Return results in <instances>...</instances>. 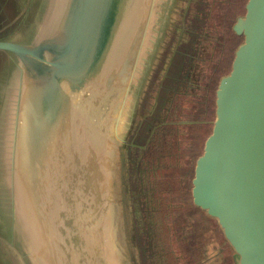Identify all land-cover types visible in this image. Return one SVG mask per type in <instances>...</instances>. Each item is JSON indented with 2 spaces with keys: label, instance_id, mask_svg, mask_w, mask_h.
<instances>
[{
  "label": "water",
  "instance_id": "1",
  "mask_svg": "<svg viewBox=\"0 0 264 264\" xmlns=\"http://www.w3.org/2000/svg\"><path fill=\"white\" fill-rule=\"evenodd\" d=\"M163 1L154 0L160 3L152 9L151 3L147 11L154 10V16L145 22L137 19L129 38L125 26L136 5L128 0H14L11 16L4 13L11 0H0V53L9 63L0 76V238H7L5 231L9 237H22L25 255L17 264H119L118 259L122 264H144L135 168L140 152L164 122L172 97L182 92L181 74L201 38L197 25L189 22L195 0ZM161 9L164 15L157 18ZM155 17L162 26L156 25L158 35L145 56ZM180 17L184 19L175 31L188 39L190 55H181L185 62L157 116L143 129L135 123L139 94L160 42ZM231 29L241 42L214 90L213 120L194 162L191 201L215 220L233 253V264H264V0H246L244 13ZM123 37L129 40L113 61ZM87 90L96 93L93 100L74 104L75 96L91 97ZM109 91L117 96L102 117L96 107ZM139 138L145 139L142 145L129 147L128 140ZM109 148L108 163L117 159L114 181L101 169L102 149ZM72 164L85 170L82 175L76 168L85 178L84 188L95 189L96 199V181L102 189L118 187L119 256L106 257L101 250L93 256L53 252L48 222L40 217L42 188L36 186L45 167L47 175L54 172L61 181ZM59 217L70 226L64 209ZM2 239L0 258L15 264L5 256Z\"/></svg>",
  "mask_w": 264,
  "mask_h": 264
},
{
  "label": "rangeland",
  "instance_id": "2",
  "mask_svg": "<svg viewBox=\"0 0 264 264\" xmlns=\"http://www.w3.org/2000/svg\"><path fill=\"white\" fill-rule=\"evenodd\" d=\"M154 0H128V2H134L136 5V9H132V15L127 20V24L125 26V31L129 32V38L131 36L130 31H132L135 21L139 19L140 17H143L145 22L148 17L154 16V10L149 13L150 9H152L153 5L160 3V2H153ZM161 1V0H159ZM194 7H196L198 0H195ZM222 1V5L218 4L219 6L214 5L213 7H210V13L208 16L207 23L211 24V20L213 16H223L226 18V22L228 21V24H233L234 20L237 16H240L244 13V3L246 0H224L226 2H223V0H219V2ZM45 2H51V0H45ZM167 0H164L161 4L167 3ZM152 3V6H151ZM15 2L14 0H11V2H6V5L4 7V13L8 16H11L14 9ZM50 5V4H49ZM134 5V6H135ZM158 5V4H157ZM149 6L151 8L148 10ZM186 12V11H185ZM164 15L163 10L157 11V18H161V16ZM157 18L155 17L154 21V28L150 30V39L148 41V49L145 53V56L150 51L152 42L155 41L156 35H158V31L156 30V25L162 26L161 21H156ZM184 17H180L178 20H174L173 23L171 22V30L169 34H165V37L162 39V42L160 44L162 45L160 48V51L158 55H156L155 61L151 64L150 70L148 72V76L146 78V81L144 83V87L142 92L139 94V107L137 109V119L136 122L138 124H141V127L144 129L148 127L151 123V121L157 116L158 110L161 108L164 98L167 95L168 90L172 86L173 77L177 73L178 69L181 68L182 64L185 62L181 55L183 54L190 55V51H186L188 47L186 46L187 38H184L180 32L176 33L175 29L180 28L182 24V20ZM153 20L150 21V24H152ZM191 24H194L196 26V21L194 18H190L189 21ZM153 27V26H152ZM186 30V27H185ZM176 33V34H175ZM127 37V40L123 37L120 44L117 46L118 50H114L113 56H111V59L117 60L120 58V56L123 53L124 45L129 40ZM168 37V38H167ZM203 42V41H202ZM204 43V42H203ZM236 43H232L226 48L225 54L223 57V60L220 61L219 67H223L221 73L220 68L218 70L219 76L213 83V90L214 85H217L218 80L223 75L227 74L230 68V62L233 56V52L236 48ZM9 63L5 59V55L0 53V76L3 75L7 71V67ZM88 94H91L90 98H86L82 95H80L78 98L76 96L73 98L74 104L75 100L79 101L80 105L82 104H89L91 100L95 97L94 92H89ZM95 91V90H92ZM116 91V90H112ZM106 92L104 96L102 97V101L97 105L96 109H98L99 113L101 110V116L104 117L105 113L113 104L117 94L115 92ZM210 91V88H209ZM82 92V90H81ZM211 93V92H210ZM81 94V93H79ZM177 96H180V94H177ZM76 98V99H75ZM189 98V97H187ZM178 100L179 104H184L186 106L188 104L187 100H184V98H180ZM72 101V102H73ZM131 105V102H130ZM129 105V111L131 110V106ZM211 105L212 101L211 99H208V103L203 102V115L201 116L200 113L196 114L197 119L199 121L198 125L202 124V127H204L206 123V119H208L207 122H211L212 115L211 114ZM160 107V108H159ZM208 110V113L206 112V109ZM210 111V112H209ZM141 116H144V118H141ZM126 121L127 117L125 118ZM184 123H182L183 125ZM187 126V125H186ZM182 128L183 126H178ZM142 129V130H143ZM210 132V125L207 124L204 127V130H199L197 133L193 134L194 137H197L198 134H202L205 136ZM106 134V133H105ZM111 135V134H110ZM204 136L201 137L199 140L201 143L204 142ZM132 139V138H131ZM142 138H139V141L133 142L132 140H128L129 147L135 146L138 147L142 145V143L145 141V139L142 141ZM112 153V148H109V150L102 149L101 152V159H102V165L104 167L102 169V173L105 174V176H108V178L112 181H114V176L117 172L118 166H117V159L115 156V162L111 165L108 163V157ZM200 152L198 151L196 155H199ZM76 168H80L82 171V175L85 172V170L82 169V166L78 167L74 164L70 165L69 171H71V176L69 174V171L65 174V178L61 181L55 180L56 173L53 172V175H50V173L47 175L46 172L49 169L48 167H45L43 171V178L41 174V180H43V185L41 183V180H38L37 186H41V192H40V217L41 220L46 219L48 222V231L49 235L51 237V244H52V250L55 254H68L70 256H93L94 251L97 252L95 255H99L98 250H101L103 254L109 257L112 255L119 256L121 253L120 248L118 247L117 242L118 241V235L120 232V226H121V209L119 206V196H117L116 193H118V187L113 186L112 188L105 187L104 189L101 188V183L96 181L97 191L99 192V198L96 199L95 195V189L91 188H84L85 185V178L83 180L82 176L77 173ZM178 169V168H177ZM176 169V170H177ZM183 171V167H179V173ZM63 172V168H62ZM91 172H88V175H90ZM175 174V173H173ZM74 175V176H72ZM118 180L116 181L117 184ZM112 184V183H111ZM43 186V187H42ZM62 188V189H60ZM109 191V192H108ZM64 193V195H63ZM111 196V198H110ZM118 197V198H117ZM65 210L67 220L70 222V226H66L61 218L59 217V212L61 210ZM166 217V216H165ZM64 219V218H63ZM65 220V219H64ZM16 226V225H15ZM202 234L201 240L204 242L208 241H214L213 239H216L217 242H214L215 247H212V243L208 244L204 248H201L200 255L205 254V260L208 262H213L217 260V258L222 261L223 253L221 252V249L218 246L219 240L218 236L214 237L211 236V233L208 229V227L204 226L201 227ZM59 230L62 234H60ZM186 231V234L190 229L188 228ZM3 232V231H2ZM4 236H7V238L2 239L5 244V251H6V257L9 258L11 261L15 260V264L18 263V258L21 256L23 260V255H25L24 249H25V243L21 240V236L19 238H16L14 236L9 237L7 234V231L2 233ZM179 231L172 230V239H171V247L174 250V254L177 258L176 263L180 264L182 263V259L184 254L180 251L178 245L173 244V240L176 241L178 239ZM23 235V234H20ZM108 235L111 236V241L108 239ZM210 236V237H209ZM73 238L77 242L74 244ZM67 241V246H65L64 241ZM58 245H62L64 247V251H61V248L58 247ZM125 254V253H124ZM192 257L194 260H198V256L195 254H192ZM216 257V258H214ZM120 258V257H119ZM126 258V257H125ZM118 259V257H117ZM119 264H122V262L118 259ZM0 264H4L3 259L0 258ZM25 264V263H24ZM27 264V263H26ZM70 264H77L71 261ZM84 264H97V262H85ZM123 264H126L125 262ZM216 264H218L216 262Z\"/></svg>",
  "mask_w": 264,
  "mask_h": 264
},
{
  "label": "trees",
  "instance_id": "3",
  "mask_svg": "<svg viewBox=\"0 0 264 264\" xmlns=\"http://www.w3.org/2000/svg\"><path fill=\"white\" fill-rule=\"evenodd\" d=\"M223 2L226 1L223 0ZM218 3L220 5L223 4L219 0H198L196 7H193L190 17H193L196 21L198 32L201 35L200 44L196 48V55L181 74L183 84L181 88L183 90L180 96L175 95L174 98L172 97L164 122L155 130L149 143L138 157L135 168L136 194L139 208L137 221L141 232L140 241L143 248L144 264H177L175 254L170 253L166 249L164 240L158 239V234L164 228L170 229L171 233L172 230L179 231L178 239L172 242L175 246L178 245L180 251L184 254L180 264H216V262L221 264L222 261L218 258L213 262L207 261L204 263L205 254L201 253V255H198L201 248H204L209 243H212L214 248V242H217V240L202 241L201 236L196 235L192 229L195 224L201 227H208L213 235L218 236L220 242L218 246L223 253L222 256H224V259L226 258V264H233V253L226 244L215 220L209 218L199 208L195 207L190 196L194 162L199 156L196 155V152L199 151L201 153L203 145V142L201 143L199 140L203 136L206 138L210 132L206 136L205 134H198L197 137H194L193 134H195L197 128L204 130L207 124L210 125L211 129L213 120L212 115L211 122H207L208 119H206L203 128H201L202 124L198 125L199 121L196 114H199L198 111L203 102L201 101V95L202 97L204 96L207 83L210 84L207 99L212 101L211 114H213L215 90H213V83L219 76V68L220 73L222 71L221 67H219L220 61L224 57L227 44L236 43L237 46L241 42V38L233 33L232 24H228V21L226 22L227 17L222 23V21L217 22V17L213 16L210 21L211 25L209 26V22L207 23L210 7L219 6ZM215 87L216 85H214ZM180 98L187 100L188 104L184 106L181 103L177 107L175 103L178 100L181 101ZM176 107L177 111L175 112L174 108ZM182 123L184 124L182 125ZM178 126L183 127L180 128ZM173 128L174 131H171ZM160 143H166L169 150L167 147L163 149ZM164 156H168L170 161L163 162ZM179 167H183V171L180 173ZM165 175H167V179L169 178L166 184L163 183L166 178ZM165 185L166 188H164ZM164 197H167L166 209L168 207L170 213L163 219L161 217L160 204ZM188 228H191V230L186 235L185 230ZM192 254L201 257L198 260H194Z\"/></svg>",
  "mask_w": 264,
  "mask_h": 264
},
{
  "label": "flooded vegetation",
  "instance_id": "4",
  "mask_svg": "<svg viewBox=\"0 0 264 264\" xmlns=\"http://www.w3.org/2000/svg\"><path fill=\"white\" fill-rule=\"evenodd\" d=\"M230 1V0H229ZM219 4V3H218ZM222 21V23H224V21H225V18L223 17V16H218L217 17V22H221ZM211 24H209V26H210ZM213 30H214V28H213ZM228 46H229V44H227V47L226 48H228ZM217 47V46H216ZM226 50V49H225ZM223 60V59H222ZM221 69H223V67L221 66ZM209 87H210V84H208L207 83V86H206V93H204V96L202 97V95H201V101H203V102H206V103H208V89H209ZM202 92V91H201ZM203 102H202V105H201V107H200V109H199V113H200V115L202 116L203 115ZM175 105L178 107L179 106V102L177 101L176 103H175ZM177 107L176 108H174V110H175V112L177 111ZM208 108L206 109V112L208 113ZM197 112V113H198ZM210 112V111H209ZM177 126V125H176ZM175 126V127H176ZM171 131H174V128H173V130H171ZM199 131V128H197L196 130H195V133H197ZM160 145H161V147L163 148V149H165V147H167L168 148V150H169V147L167 146V144L166 143H160ZM163 153H164V151H163ZM196 154H197V152H196ZM162 161L163 162H168V161H170L169 160V157L168 156H164L163 157V159H162ZM161 161V162H162ZM166 176V178L163 180V183L164 184H166L167 182H168V180H169V178L167 179V175H165ZM170 176V175H169ZM170 178H172V177H170ZM157 182H159V181H157ZM164 188H166V185H165V187ZM190 196H191V190H190ZM166 198L167 197H164V199H163V201H162V203L160 204L161 206H160V212H161V217H163V219H164V217L166 216V215H169V213H170V210L168 209V207H167V209H166V206H167V203H166ZM193 204V203H192ZM169 217V216H168ZM180 217H182V216H180ZM190 230H191V228H189ZM193 230H194V232H195V234L196 235H198V236H203V234H202V229H201V226H199V225H197V224H195V225H193V228H192ZM169 230V231H168ZM166 229V228H164L163 229V231H161L159 234H158V239L159 240H164V242H165V246L167 247L166 249L170 252V253H172V254H174V250L172 249V247H171V239H172V235H171V230L170 229ZM211 233V232H210ZM187 235V234H186ZM171 236V237H170ZM211 236H214V237H217V235L215 236V235H213L212 233H211ZM210 237V236H209ZM209 242V241H208ZM170 246V247H169ZM198 255H200V254H198ZM199 257H201V256H199ZM226 259V258H225ZM225 259H224V256H223V259H222V263L221 264H226L227 262L225 261ZM205 262H207V260H204V263Z\"/></svg>",
  "mask_w": 264,
  "mask_h": 264
}]
</instances>
